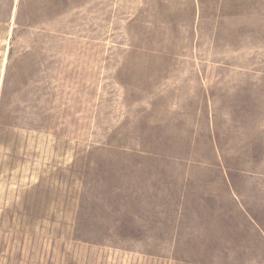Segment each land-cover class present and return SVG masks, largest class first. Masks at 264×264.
<instances>
[{
    "label": "rangeland",
    "instance_id": "rangeland-1",
    "mask_svg": "<svg viewBox=\"0 0 264 264\" xmlns=\"http://www.w3.org/2000/svg\"><path fill=\"white\" fill-rule=\"evenodd\" d=\"M203 87L264 97V0H0V264H264Z\"/></svg>",
    "mask_w": 264,
    "mask_h": 264
},
{
    "label": "crops",
    "instance_id": "crops-1",
    "mask_svg": "<svg viewBox=\"0 0 264 264\" xmlns=\"http://www.w3.org/2000/svg\"><path fill=\"white\" fill-rule=\"evenodd\" d=\"M229 25L234 30L235 27L231 24ZM239 71L243 75H248L250 72L261 73L259 70L251 71L249 69H239ZM203 88V92L206 95L207 110L210 112L208 117L209 133L215 137L219 131L214 129V127L220 124H231L234 127V132L229 129L227 133L235 135L236 146L234 150L238 152L235 155L237 157L244 156L242 152L247 150L250 145L253 150H257V143L264 141V97L259 96L258 87ZM219 109L222 111H235L236 116L228 118L217 117L216 113ZM215 147L219 151L218 145Z\"/></svg>",
    "mask_w": 264,
    "mask_h": 264
}]
</instances>
